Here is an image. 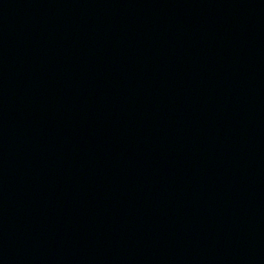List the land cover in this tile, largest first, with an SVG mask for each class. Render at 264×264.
Masks as SVG:
<instances>
[{"label": "water", "instance_id": "95a60500", "mask_svg": "<svg viewBox=\"0 0 264 264\" xmlns=\"http://www.w3.org/2000/svg\"><path fill=\"white\" fill-rule=\"evenodd\" d=\"M0 264H264V0H0Z\"/></svg>", "mask_w": 264, "mask_h": 264}]
</instances>
